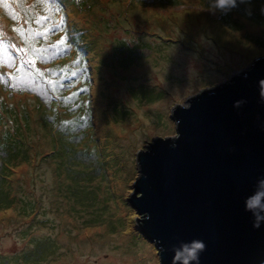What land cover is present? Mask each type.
Wrapping results in <instances>:
<instances>
[{
    "label": "rangeland",
    "instance_id": "rangeland-1",
    "mask_svg": "<svg viewBox=\"0 0 264 264\" xmlns=\"http://www.w3.org/2000/svg\"><path fill=\"white\" fill-rule=\"evenodd\" d=\"M62 1L56 11V0H0V15L11 11L3 2L16 8L0 16V130L28 119V157L9 170L13 203L0 209V264H160L129 201L138 155L175 137L178 104L264 55V0H239L230 16L214 0ZM72 90L77 123L75 101L64 107ZM42 239L54 242L43 260Z\"/></svg>",
    "mask_w": 264,
    "mask_h": 264
},
{
    "label": "water",
    "instance_id": "water-1",
    "mask_svg": "<svg viewBox=\"0 0 264 264\" xmlns=\"http://www.w3.org/2000/svg\"><path fill=\"white\" fill-rule=\"evenodd\" d=\"M263 56L178 104L175 137L138 155L129 201L160 264L193 240L204 244L198 264H264V219L246 207L264 190Z\"/></svg>",
    "mask_w": 264,
    "mask_h": 264
},
{
    "label": "trees",
    "instance_id": "trees-1",
    "mask_svg": "<svg viewBox=\"0 0 264 264\" xmlns=\"http://www.w3.org/2000/svg\"><path fill=\"white\" fill-rule=\"evenodd\" d=\"M56 1L57 2L53 6L56 9V11L63 10L65 8V6H66L64 4V2L62 0H56ZM73 1H74L75 5L78 6L77 2H80L82 0H77V1L73 0ZM257 1L260 2V0H256L255 3ZM3 3H4V5L6 7L9 6L10 7L9 9L11 11L4 12L0 16H4V17L9 16V15L13 16V12H15V14H16V11H15L16 8H14L13 5H11L10 3H8V5H6L5 2H3ZM236 5H240L239 4V0H236ZM27 7H30V6H27ZM236 7H239V6H235V7L231 8V10L227 11L225 15L230 16L231 12L236 10ZM23 8H26V7H24V3H23ZM223 19H225V17H223ZM81 36H83V35L81 34ZM2 37H3L2 33L0 32V46H2V44H3L2 42L5 40ZM76 37H77L76 35L73 36L72 42L76 41ZM83 38H84V36H83ZM84 40H86V39H84ZM88 45H89V41L86 40L85 48H84L85 49L84 50L85 53L88 52V48H87ZM6 47L8 49H10V47H8V46H6ZM5 76H4V79H6ZM0 84H2V82H0ZM1 87H2V85H0V88ZM73 93H75L73 98L64 101V104H65L64 107L65 108L67 106H69V103L72 104L75 101V104H73L72 108H71V111L74 112V115H72V117L70 118L71 120H67V121H71V122L76 120L75 117H79V114H80V113L75 114V111H74L75 107L79 108L78 106H76V103L78 102V100L80 98H78L76 96V93H77L76 90H72L71 94H73ZM51 104H55V102H53ZM44 109H46V108H44ZM47 110H49V108ZM43 111H44V113H43V121H44L45 125H48L49 127H51L52 123H53V125L55 126L56 125L55 122H57V119L52 114H48L49 112L47 113V111H45V110H43ZM22 118H23V122L20 125L16 124L11 129H5L3 131L0 130V209L8 208L13 203V198L10 196V194L8 192L10 190L9 178L7 177L8 176L7 174L9 173V170L17 162L16 160L23 159L24 161H26V159L28 157V153H27L28 147H26L24 145V142H23V140L21 138V132L24 131L25 128L28 129L27 115L23 114ZM59 118L60 117H58V120H59ZM74 122L77 123L76 121H74ZM64 123L68 124L67 122H64ZM0 126H4V124L2 123V114H1V112H0ZM53 129H55V128H53ZM60 131H61V126H60L59 129H57V130L55 129V131L53 132L52 136L53 137L61 136ZM57 141L59 142V145H61L62 150H64L65 153H67V152L71 153L67 157L69 160H71L74 157L73 159H74V162H75L77 157L80 158L79 157L80 153L74 154L73 153V148L70 149L69 145H68L69 148L68 147L65 148V147L62 146V142L60 140H57ZM59 154H60V150L56 148L48 156L49 157H56V156H59ZM85 159H86V157H82L81 161L85 162L86 161ZM83 165H85V164H83ZM82 173H84V172H82ZM76 174L77 175H74V179H78L79 178L78 175H80V173H76ZM75 176H77V177H75ZM76 181L78 182V180H76ZM78 189H79V186H76V190H78ZM23 205H25V203H23ZM52 250H54V242L51 239L38 240V241L35 242V245L33 247V253H34L35 257H38L41 260H43L44 258H47L48 257L47 254L50 253ZM28 257H29V254H21V256H19V258H21V259H27ZM4 260L7 261V259H4Z\"/></svg>",
    "mask_w": 264,
    "mask_h": 264
},
{
    "label": "clouds",
    "instance_id": "clouds-1",
    "mask_svg": "<svg viewBox=\"0 0 264 264\" xmlns=\"http://www.w3.org/2000/svg\"><path fill=\"white\" fill-rule=\"evenodd\" d=\"M235 6L236 0H214L213 4L215 10L225 13ZM260 83L264 86V81ZM261 94L264 95V89H262ZM246 207L253 211L257 219H264V190L258 191L254 196L250 197L246 201ZM203 249L204 244L201 241L193 240L188 243H181L179 247L173 248L172 264H198L199 253Z\"/></svg>",
    "mask_w": 264,
    "mask_h": 264
},
{
    "label": "snow or ice",
    "instance_id": "snow-or-ice-1",
    "mask_svg": "<svg viewBox=\"0 0 264 264\" xmlns=\"http://www.w3.org/2000/svg\"><path fill=\"white\" fill-rule=\"evenodd\" d=\"M13 47H14V46H13ZM14 50H15L16 52H18V53L23 52V49H15V48H14Z\"/></svg>",
    "mask_w": 264,
    "mask_h": 264
}]
</instances>
